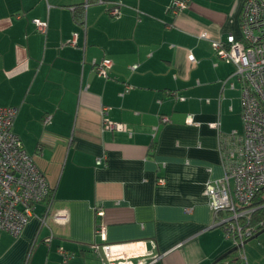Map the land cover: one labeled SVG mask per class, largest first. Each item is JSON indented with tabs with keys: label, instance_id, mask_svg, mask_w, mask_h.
I'll use <instances>...</instances> for the list:
<instances>
[{
	"label": "crops",
	"instance_id": "crops-1",
	"mask_svg": "<svg viewBox=\"0 0 264 264\" xmlns=\"http://www.w3.org/2000/svg\"><path fill=\"white\" fill-rule=\"evenodd\" d=\"M245 1L173 14V0H0V107L19 109L13 131L52 193L19 237L0 231V264H63L60 250L66 264H107L106 244L133 264H212L229 250L204 189L224 175L210 124L244 129L235 66L215 43L241 38Z\"/></svg>",
	"mask_w": 264,
	"mask_h": 264
},
{
	"label": "built area",
	"instance_id": "built-area-1",
	"mask_svg": "<svg viewBox=\"0 0 264 264\" xmlns=\"http://www.w3.org/2000/svg\"><path fill=\"white\" fill-rule=\"evenodd\" d=\"M190 0H173L170 11L178 14L187 8ZM109 14L119 17L120 9L113 7ZM38 30L45 32L47 23L34 21ZM241 38L230 35L226 41L215 43L219 59L234 64L233 76L240 83L242 102L243 132L222 133L219 121L211 123L218 131L219 149L222 157L224 175L205 185L204 195L208 206L216 217L217 224L225 232L228 240L244 248V241L254 236L260 228L253 226L254 213L264 208L256 205L257 195L264 190V0H246L241 13ZM200 38H208L202 33ZM188 60L195 64L196 58L189 54ZM96 72L108 77L111 64L108 61L94 62ZM138 65H133L136 70ZM17 107H0V231L19 237L27 224L35 217L37 205L50 201L51 189L45 175L26 151L23 142L13 131ZM107 108L103 113L106 114ZM51 117L45 119L49 123ZM167 122V118L163 119ZM188 125H197L193 115L186 118ZM110 130L123 129V125L105 122ZM97 160V165H102ZM163 184V181L160 182ZM103 212L98 215L103 216ZM66 219L65 215L56 216ZM42 223L46 219H41ZM259 227H264V220ZM96 232L102 240L106 239V228L98 224ZM47 241H50L47 240ZM107 264H133L124 246L104 245ZM119 250L112 259L111 253ZM124 250V251H123ZM135 257L148 254L145 248L138 247ZM63 264L67 263L68 255ZM239 263L248 264L242 255ZM246 261V262H245ZM137 264H144L142 261ZM234 264V263H233Z\"/></svg>",
	"mask_w": 264,
	"mask_h": 264
},
{
	"label": "rangeland",
	"instance_id": "rangeland-1",
	"mask_svg": "<svg viewBox=\"0 0 264 264\" xmlns=\"http://www.w3.org/2000/svg\"><path fill=\"white\" fill-rule=\"evenodd\" d=\"M240 130H242V125ZM228 243L229 250L236 246L233 240H229ZM242 255L246 256L248 264H264V233L249 241L244 245V248L234 251L227 259L219 264H226L228 262L229 264H241L239 263V259Z\"/></svg>",
	"mask_w": 264,
	"mask_h": 264
},
{
	"label": "trees",
	"instance_id": "trees-1",
	"mask_svg": "<svg viewBox=\"0 0 264 264\" xmlns=\"http://www.w3.org/2000/svg\"><path fill=\"white\" fill-rule=\"evenodd\" d=\"M77 14V13H76ZM51 197H52V193H51ZM50 197V198H51ZM264 204V190H262L258 195H257V203L256 205H260L262 206ZM264 220V208H260L258 209L253 216V222L252 225L253 226H257L258 228L263 229L264 227H259L260 226V222Z\"/></svg>",
	"mask_w": 264,
	"mask_h": 264
},
{
	"label": "water",
	"instance_id": "water-1",
	"mask_svg": "<svg viewBox=\"0 0 264 264\" xmlns=\"http://www.w3.org/2000/svg\"><path fill=\"white\" fill-rule=\"evenodd\" d=\"M262 233H264V228L259 230L254 236H252L251 238L247 239L244 241V245L247 244L249 241H251L252 239L258 237L259 235H261ZM239 247L235 246L234 248L228 250L226 253H224L223 255H221L218 259H216L212 264H219L221 263L223 260L227 259L234 251L238 250Z\"/></svg>",
	"mask_w": 264,
	"mask_h": 264
}]
</instances>
